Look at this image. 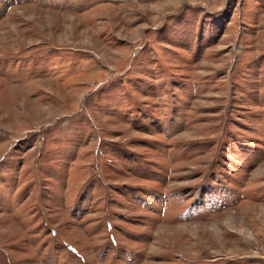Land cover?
I'll use <instances>...</instances> for the list:
<instances>
[{"label":"rangeland","instance_id":"rangeland-1","mask_svg":"<svg viewBox=\"0 0 264 264\" xmlns=\"http://www.w3.org/2000/svg\"><path fill=\"white\" fill-rule=\"evenodd\" d=\"M0 264H264V0H0Z\"/></svg>","mask_w":264,"mask_h":264}]
</instances>
